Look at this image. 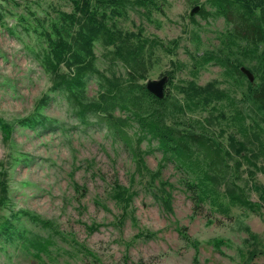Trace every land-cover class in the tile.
I'll use <instances>...</instances> for the list:
<instances>
[{
    "label": "rangeland",
    "instance_id": "obj_1",
    "mask_svg": "<svg viewBox=\"0 0 264 264\" xmlns=\"http://www.w3.org/2000/svg\"><path fill=\"white\" fill-rule=\"evenodd\" d=\"M17 1L0 0V117L16 122L44 116L57 128L17 124L9 142L0 131V171H7V200L0 205V264H264V200L257 189L264 186V110L245 102L249 79L228 80L223 67L209 63L201 69L198 85L227 90L236 102L213 99L195 110L175 88L193 78L194 59L209 54L241 61L255 75V84L261 82L255 62L229 44L225 19L190 15L198 5L213 11L206 0H161L162 10H154L151 20L130 9L109 23L133 33L144 27L146 37L177 43L174 54L155 51L141 83L168 76L166 122L226 145L229 155L214 169L220 191L243 190L250 201L262 204L263 215L232 206L227 218L208 202L197 206L185 186L193 180L191 173L168 162L155 174L162 152L148 153V140L137 145V122L125 130L134 139L133 148L143 151L145 166L108 128L103 115L90 114L82 121L68 92L52 90V75L42 63L47 44L40 31H52L61 11H73L72 0ZM95 52L96 67L105 76L126 77V66L113 62L101 42ZM178 62L184 67L175 71ZM100 92L98 78L92 76L86 100H97ZM238 110L243 120L235 117ZM113 115L125 117L119 110ZM232 138L238 143L232 145ZM240 146L252 166L239 154ZM222 199L228 203L227 197ZM21 233L51 237L55 244L39 257Z\"/></svg>",
    "mask_w": 264,
    "mask_h": 264
},
{
    "label": "trees",
    "instance_id": "obj_2",
    "mask_svg": "<svg viewBox=\"0 0 264 264\" xmlns=\"http://www.w3.org/2000/svg\"><path fill=\"white\" fill-rule=\"evenodd\" d=\"M12 1L19 4L17 0ZM160 1L72 0L73 11H61L58 20L52 23V31L47 29L40 31V36L47 44L42 63L52 75V90L68 92V97L76 106V113L82 121L86 122L90 114L103 115L108 128L131 146L136 160L145 166L143 151L133 148L134 139L125 130L127 126L137 122L141 130L135 138L137 145L148 140V153L155 150L162 152V163L155 174L159 175L168 162L191 173L193 180H187L185 186L193 193L197 206L208 202L211 208L227 218L231 217L232 206L263 215L262 204L250 201L243 195V190L242 193L231 188L224 192L220 191L214 169L225 161V156L229 155L226 145L203 132L168 124L166 103L169 100V93L159 99L146 89L145 83H141L147 76L155 51L162 48L167 53L174 54L177 43L174 41L172 45H166L158 37H146L144 27L133 33L117 29L109 23L115 16H126L130 9L151 20L154 10H162ZM206 2L214 10L208 11L202 5L198 14L203 18L222 16L228 26L229 44L239 50L244 58L255 62V70L261 82L256 85L255 82L249 81L248 93L244 99L245 102L264 110V0H206ZM3 18L0 5V22ZM9 31L14 34L12 28H9ZM96 42H101L108 49L113 62L121 61L126 66V77L108 78L96 67ZM212 62L224 68V75L228 80L248 78L241 71L242 62H235L228 55L209 54L194 59L193 78L183 81L181 85H175L177 93L184 94L185 105L190 110L208 106L213 99L236 102L227 90L215 89L212 84L198 85L197 78L201 69ZM174 64L175 71L184 67L180 62ZM173 71L170 78H173ZM92 76L98 78L101 92L97 100L87 101L85 90ZM173 106L177 108L176 103ZM178 108L180 112L185 111L183 105H179ZM115 110H119L125 117H114ZM235 117L243 120L244 114L238 110ZM17 124L33 129L57 128L52 120L44 116L26 117L16 122H9L0 117V131L5 141L9 142L12 139ZM155 140L156 147L152 145ZM231 140L232 145L238 143L233 138ZM243 149L244 147L240 146L239 154H242ZM242 156L249 166L253 165L249 155ZM6 175L7 171H0V205H4L7 200ZM257 189L261 191V199L264 200V186H257ZM223 197L228 198V203L222 199ZM7 231L9 234L10 230ZM54 232L57 233L55 230ZM21 235L24 243L39 257L51 252V247L55 244L51 237L25 236L23 233Z\"/></svg>",
    "mask_w": 264,
    "mask_h": 264
},
{
    "label": "water",
    "instance_id": "obj_3",
    "mask_svg": "<svg viewBox=\"0 0 264 264\" xmlns=\"http://www.w3.org/2000/svg\"><path fill=\"white\" fill-rule=\"evenodd\" d=\"M200 10H201V5H198L195 8H193L190 15L193 16L195 13H198ZM241 71L248 77L250 82L255 81V75L250 69L242 66ZM167 82H168V76H164L159 80H149L146 83V89L157 98L162 99L165 97V88Z\"/></svg>",
    "mask_w": 264,
    "mask_h": 264
}]
</instances>
